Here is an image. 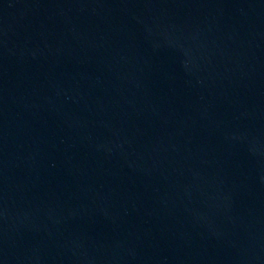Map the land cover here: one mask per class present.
Instances as JSON below:
<instances>
[{"label":"water","instance_id":"water-1","mask_svg":"<svg viewBox=\"0 0 264 264\" xmlns=\"http://www.w3.org/2000/svg\"><path fill=\"white\" fill-rule=\"evenodd\" d=\"M0 264H264V0H0Z\"/></svg>","mask_w":264,"mask_h":264}]
</instances>
